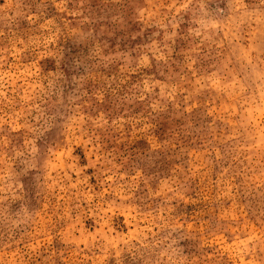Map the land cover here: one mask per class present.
Here are the masks:
<instances>
[{
    "label": "rangeland",
    "instance_id": "obj_1",
    "mask_svg": "<svg viewBox=\"0 0 264 264\" xmlns=\"http://www.w3.org/2000/svg\"><path fill=\"white\" fill-rule=\"evenodd\" d=\"M0 264H264V0H0Z\"/></svg>",
    "mask_w": 264,
    "mask_h": 264
}]
</instances>
